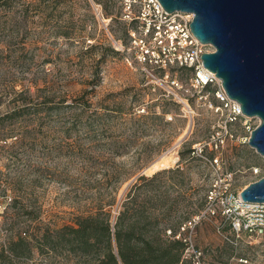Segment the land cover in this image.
Here are the masks:
<instances>
[{"label":"rangeland","instance_id":"obj_1","mask_svg":"<svg viewBox=\"0 0 264 264\" xmlns=\"http://www.w3.org/2000/svg\"><path fill=\"white\" fill-rule=\"evenodd\" d=\"M119 15L118 0H0V248L8 253L15 234L72 224L98 204L113 222L129 185L138 175L156 173L155 196L149 201L143 186L139 199L157 217L150 228L166 234L207 208L209 189L216 192L214 212L192 229L200 254L188 255L190 264H264V226L257 233L232 228L230 220L240 214L222 213L218 194L228 172L235 191L263 176L264 156L237 138L210 147L222 125L220 112L200 100L191 102L190 114L162 95L161 86L153 89L117 48L128 42L129 29ZM105 44L119 52L102 60ZM178 77L185 84L183 74ZM15 102L19 115L4 117ZM75 110L93 120L91 131H66ZM231 128L249 133L238 120ZM187 145L202 152L180 158ZM165 154L167 165L151 169ZM9 257L7 264L90 259L36 248L29 257Z\"/></svg>","mask_w":264,"mask_h":264},{"label":"built area","instance_id":"obj_2","mask_svg":"<svg viewBox=\"0 0 264 264\" xmlns=\"http://www.w3.org/2000/svg\"><path fill=\"white\" fill-rule=\"evenodd\" d=\"M118 5L119 18L129 26L127 45L120 44L117 47L125 52L124 59L137 64L148 82H153L152 88L161 86V94L179 103L185 112L191 114V102L200 100L208 108L220 112L223 117L222 125L216 135L211 134L207 142L210 147L213 144L216 148L228 138L248 142L250 132L256 126L250 121L253 116L242 112L239 102L226 93L221 79L203 65L201 54L214 48L209 43L200 41L192 32L190 22L193 13L182 10L166 11L159 0H118ZM96 8L100 11L101 4H96ZM181 71H184L185 84L178 77ZM254 118L259 122L258 117ZM237 120L246 127L248 134L238 135L236 129L231 128V124ZM202 149V146L197 145L192 152L200 154ZM212 161L217 162L218 157L214 156ZM224 179L226 181L218 191L225 206L222 213L229 214V211L236 210L240 214L230 220L231 227H242L256 233L262 230L264 203L243 201L239 191L232 189L231 172ZM215 197L214 189H209L206 197L207 208L180 224L175 236L179 237L182 231L187 232L183 236L185 246L182 259L191 254L199 257L200 251L194 248L190 235L201 216L208 211L214 212ZM167 231L170 233V229ZM195 262L207 264L198 260ZM179 264H184V260Z\"/></svg>","mask_w":264,"mask_h":264},{"label":"trees","instance_id":"obj_3","mask_svg":"<svg viewBox=\"0 0 264 264\" xmlns=\"http://www.w3.org/2000/svg\"><path fill=\"white\" fill-rule=\"evenodd\" d=\"M118 52V49L105 44L100 59L104 60L108 54ZM183 73L184 71L180 72ZM15 103L3 114L4 117L19 115L20 105ZM117 110L121 111V108L118 107ZM93 124L90 117L83 118L82 113L75 110L72 112L70 129L66 131H77L79 128L91 131ZM14 129L15 127L8 129L9 136ZM192 151L193 147L189 145L180 149V158ZM155 177L156 173L151 176H137L125 192L113 222L110 220V213L98 204L93 212L77 214L72 224L46 226L32 232L30 236L26 235V231L15 234L7 243L9 255L29 257L33 248H36L39 251H67L78 257H89L87 264H179L181 260H184V264H190L186 259H182L185 242L183 236H175L178 230L170 229V233L166 234L150 228L156 223L157 217L139 197L140 189L145 186L150 191L149 201L153 199V191L157 189ZM164 201H168L166 196ZM8 253L5 248H0V264H7L6 259L10 258Z\"/></svg>","mask_w":264,"mask_h":264},{"label":"water","instance_id":"obj_4","mask_svg":"<svg viewBox=\"0 0 264 264\" xmlns=\"http://www.w3.org/2000/svg\"><path fill=\"white\" fill-rule=\"evenodd\" d=\"M166 11L193 13L190 27L214 49L203 65L221 79L245 115L258 117L248 143L264 156V0H159ZM243 201L264 203V175L240 191Z\"/></svg>","mask_w":264,"mask_h":264},{"label":"bare ground","instance_id":"obj_5","mask_svg":"<svg viewBox=\"0 0 264 264\" xmlns=\"http://www.w3.org/2000/svg\"><path fill=\"white\" fill-rule=\"evenodd\" d=\"M168 163V157L165 155H162L159 157V159H157L151 166V169H157L159 167H162V166H166Z\"/></svg>","mask_w":264,"mask_h":264}]
</instances>
